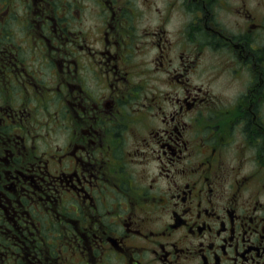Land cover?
<instances>
[{
    "label": "flooded vegetation",
    "instance_id": "obj_1",
    "mask_svg": "<svg viewBox=\"0 0 264 264\" xmlns=\"http://www.w3.org/2000/svg\"><path fill=\"white\" fill-rule=\"evenodd\" d=\"M0 264H264V0H0Z\"/></svg>",
    "mask_w": 264,
    "mask_h": 264
},
{
    "label": "rangeland",
    "instance_id": "obj_2",
    "mask_svg": "<svg viewBox=\"0 0 264 264\" xmlns=\"http://www.w3.org/2000/svg\"><path fill=\"white\" fill-rule=\"evenodd\" d=\"M199 81H200V79L197 78L196 82L199 83ZM216 85H217L218 89L224 88L222 81H220V80L217 81Z\"/></svg>",
    "mask_w": 264,
    "mask_h": 264
}]
</instances>
